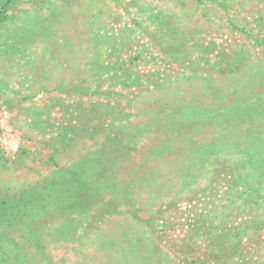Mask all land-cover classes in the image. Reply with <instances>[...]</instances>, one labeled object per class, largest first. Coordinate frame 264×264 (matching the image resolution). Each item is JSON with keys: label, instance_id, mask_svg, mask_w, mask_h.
<instances>
[{"label": "rangeland", "instance_id": "rangeland-1", "mask_svg": "<svg viewBox=\"0 0 264 264\" xmlns=\"http://www.w3.org/2000/svg\"><path fill=\"white\" fill-rule=\"evenodd\" d=\"M0 264H264V0H0Z\"/></svg>", "mask_w": 264, "mask_h": 264}]
</instances>
